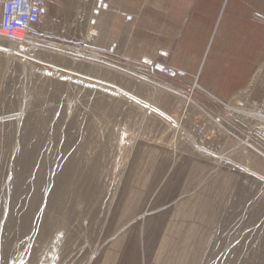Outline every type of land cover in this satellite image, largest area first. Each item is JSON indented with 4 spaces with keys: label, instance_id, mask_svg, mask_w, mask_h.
<instances>
[{
    "label": "rangeland",
    "instance_id": "obj_1",
    "mask_svg": "<svg viewBox=\"0 0 264 264\" xmlns=\"http://www.w3.org/2000/svg\"><path fill=\"white\" fill-rule=\"evenodd\" d=\"M31 37L0 40V264H264V127L243 93L189 99L197 76Z\"/></svg>",
    "mask_w": 264,
    "mask_h": 264
},
{
    "label": "crops",
    "instance_id": "obj_2",
    "mask_svg": "<svg viewBox=\"0 0 264 264\" xmlns=\"http://www.w3.org/2000/svg\"><path fill=\"white\" fill-rule=\"evenodd\" d=\"M42 1L45 40L113 66L183 70L197 76L200 100L264 103V0Z\"/></svg>",
    "mask_w": 264,
    "mask_h": 264
},
{
    "label": "built area",
    "instance_id": "obj_3",
    "mask_svg": "<svg viewBox=\"0 0 264 264\" xmlns=\"http://www.w3.org/2000/svg\"><path fill=\"white\" fill-rule=\"evenodd\" d=\"M44 4L42 0H0V40L8 44H24L32 39L31 31L43 18ZM1 51H7L6 48ZM165 77L187 81L188 75L185 71L167 68L159 69ZM191 80V79H190ZM199 89L197 79L189 81L186 85L185 94L189 99H194L195 92ZM252 109L248 112L256 120H264V103L261 105H250ZM172 124L178 126L175 120L161 113ZM200 140L204 137V130L196 132Z\"/></svg>",
    "mask_w": 264,
    "mask_h": 264
},
{
    "label": "bare ground",
    "instance_id": "obj_4",
    "mask_svg": "<svg viewBox=\"0 0 264 264\" xmlns=\"http://www.w3.org/2000/svg\"><path fill=\"white\" fill-rule=\"evenodd\" d=\"M26 59V58H25ZM33 60V59H32ZM41 64V63H40ZM51 67V66H50ZM69 74H71V73H69ZM139 102V101H138ZM146 105V104H145ZM159 112V111H158ZM264 127V126H263ZM262 129H264V128H262Z\"/></svg>",
    "mask_w": 264,
    "mask_h": 264
},
{
    "label": "water",
    "instance_id": "obj_5",
    "mask_svg": "<svg viewBox=\"0 0 264 264\" xmlns=\"http://www.w3.org/2000/svg\"><path fill=\"white\" fill-rule=\"evenodd\" d=\"M161 67L157 68L158 70L160 69Z\"/></svg>",
    "mask_w": 264,
    "mask_h": 264
}]
</instances>
